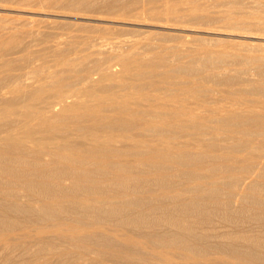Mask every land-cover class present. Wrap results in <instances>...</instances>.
<instances>
[{
  "label": "bare ground",
  "instance_id": "bare-ground-1",
  "mask_svg": "<svg viewBox=\"0 0 264 264\" xmlns=\"http://www.w3.org/2000/svg\"><path fill=\"white\" fill-rule=\"evenodd\" d=\"M42 1L0 24V264H264V0Z\"/></svg>",
  "mask_w": 264,
  "mask_h": 264
},
{
  "label": "rangeland",
  "instance_id": "rangeland-1",
  "mask_svg": "<svg viewBox=\"0 0 264 264\" xmlns=\"http://www.w3.org/2000/svg\"><path fill=\"white\" fill-rule=\"evenodd\" d=\"M91 1V0H90ZM0 4H3V5H6V6H8V8H11V9H13L14 11L13 12H6V14H5V16H3V18L5 19L6 18V21H7V19H8V21H7V23H5L6 21L2 18L1 19V21H0V24H1V22L2 23H4V24H8V25H11V24H14V25H18V24H20V21H22L23 20V18L24 19H26L25 17H28L30 14H31V12H29V11H31V10H54L55 8H53L52 6H51V4H49L48 2H44V1H42V0H18V1H12V2H7V3H5V2H1L0 1ZM15 9H18V10H20V11H15ZM22 10V11H21ZM26 11V12H25ZM29 12V13H28ZM11 13V14H10ZM23 13V14H22ZM18 14H20V15H18ZM8 15H10V16H8ZM13 15V16H12ZM16 16V17H15ZM18 16V17H17ZM9 17V18H8ZM19 17L21 18V19H19ZM17 18V20H15V19ZM11 19V20H10ZM52 18H49L48 17V20H49V23L48 22H46V21H42V20H37V22H35V23H33V25H32V27L31 26H28V27H26L25 28V30L23 31V33H22V35H24V36H22L23 37V39H24V41H25V39H26V36H28L30 33H32V32H34L35 33V36H36V34L38 35V36H36L35 38H33V37H31L30 38V36H31V34L27 37V39H26V41H29L30 39H31V43L33 44V45H35V47H36V49L37 48H39L41 45H40V43H37V42H39L38 40H39V38L41 39V38H43L44 37V35H47V34H50L51 36H52V39H56V40H58V39H61V38H65V37H68L69 39H72L73 37H74V40H83V39H85L86 38V36H88V34L89 35H94V34H96L97 32L94 30V29H88V28H86L85 30H82V29H80V30H76L77 28L76 27H74V30L73 29H71L70 27H68V26H65L66 24H62V23H60V22H51V21H53V19L51 20ZM58 19H60V18H58ZM5 22H4V21ZM12 20H14V21H12ZM61 20V19H60ZM63 20V19H62ZM18 23H17V22ZM11 24H10V23ZM219 24V22H214V23H212L210 26H212V27H215V26H217ZM38 25V26H37ZM46 25H48L47 27H46ZM34 26V27H33ZM37 27V28H36ZM39 27V28H38ZM41 27H43V28H41ZM34 28V29H33ZM41 28V29H40ZM69 28V29H68ZM27 29H29V30H27ZM43 29V30H42ZM72 31H71V30ZM28 31V34L26 33L27 31ZM32 32H31V31ZM40 30V31H39ZM45 30V31H44ZM47 30H48V32H47ZM68 30H70V31H68ZM120 30H122V29H114L113 31H110V33L108 34V36H110V37H113L112 36V34L114 35V37H116L117 35H118V37H124V36H129L130 34L132 35L133 34V32L131 33V30H123V31H120ZM154 31H160V33L163 31L162 29L160 30L159 28H155V29H153ZM57 31V32H56ZM90 31V32H89ZM95 31V32H94ZM43 32V33H42ZM53 32V33H52ZM62 32V33H61ZM69 32V33H68ZM72 32H73V36H72ZM84 32V33H83ZM86 32V33H85ZM165 32H172V31H169V30H164V32H162V33H165ZM34 33H32V35L34 34ZM57 33H61L60 35V37H57V36H59V34L57 35ZM82 33V34H81ZM53 34V35H52ZM74 34H75V36H74ZM39 35H41V36H39ZM56 37H55V36ZM159 35V37L161 36V37H163L164 36V38H166V39H171V38H173L171 35H169V34H157V36ZM205 34H200V35H198V37L196 38L197 40H199L200 38H202V39H204V37H207L208 35L206 34V36H204ZM43 36V37H42ZM167 36V37H166ZM169 36V37H168ZM201 36V37H200ZM210 37H211V35H209ZM25 37V38H24ZM221 37V39L223 38V37H225V38H223V39H228L229 37H226V36H220ZM206 39V38H205ZM204 39V40H205ZM35 42H34V41ZM49 42V41H48ZM48 42H44L43 44H42V46L44 45V47L45 46H47V50H48V46H49V44L50 43H52V41L50 40V43L49 44H47ZM170 42V41H169ZM37 43V44H36ZM40 45V46H39ZM33 48V47H32ZM33 49H35V48H33ZM47 53L49 54V52L47 51ZM48 54H46V57L48 56L49 57V55ZM175 209V208H174ZM173 211V212H172ZM177 211V208L175 209V212ZM171 212L172 213H175L174 212V210H171ZM176 213H178V212H176ZM242 222V223H241ZM239 221V223H238V226L236 225H233L232 227H230V228H233V229H240V228H249V227H254V223H252V222H247V221H245V223H244V221ZM214 223V222H213ZM262 225H263V227H264V223H262ZM248 226V227H247ZM166 229H168L167 231H170V234L171 235H173V236H180L181 234H183V232H182V230H180V229H176L175 227L174 228H172V227H166ZM164 229H159L158 230V233H163L164 231H163ZM214 233H218V231H215ZM213 238H215V239H213ZM210 240H216V237H212V238H209ZM205 240H208V238L207 239H205ZM220 241H222L223 240V242H221V244H223V245H225V244H228L227 242H228V240H227V238L226 239H219ZM237 241V240H236ZM237 242H241V244H239L238 245V248H237V250H239L240 252H242V253H244L247 249H249L251 246L249 245V243L248 242H244V241H241V240H238ZM32 246H35V247H32ZM31 247H32V251H29L28 253H26L25 254V258H27V257H29V256H31L30 254H32L34 251H36L38 248H40L39 247V244H32L31 245ZM36 248V249H35ZM245 248V249H244ZM247 248V249H246ZM28 255V256H27ZM259 257H262V258H264V250L263 251H261V254H259Z\"/></svg>",
  "mask_w": 264,
  "mask_h": 264
}]
</instances>
